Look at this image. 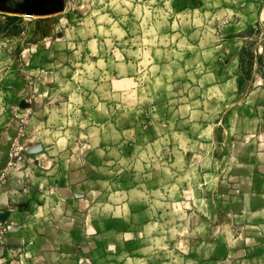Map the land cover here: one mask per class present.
<instances>
[{
    "label": "crops",
    "instance_id": "crops-1",
    "mask_svg": "<svg viewBox=\"0 0 264 264\" xmlns=\"http://www.w3.org/2000/svg\"><path fill=\"white\" fill-rule=\"evenodd\" d=\"M123 5L93 0L86 15L79 7L83 17L62 27L50 42L27 39L32 24L0 14V27L9 18L6 30L19 22L25 25L23 39L8 47L20 55H9L0 75L14 65L24 66L29 103L18 114L21 131L12 140L23 145L21 158L9 165L10 150H0L1 217L10 228L0 264H264V101L258 104L256 95L243 107L237 102L216 105H222L217 121L221 133L200 139L201 150L195 154L199 179L191 177L192 163L186 161L189 179L181 185L179 199L176 164L170 167L177 156L176 138L169 134L154 136L147 145L168 137L167 183H144L131 166L124 169V186L102 181L103 164L136 159L145 149L140 133L145 122L148 128L155 125L153 112L164 91L153 86L152 103L145 106L143 52L130 48L136 45L133 38H124ZM198 10L204 6L177 12ZM111 31L123 34L110 39ZM112 40L120 48L111 49ZM137 40V47L145 45L143 36ZM124 41L129 45L125 54ZM80 78L96 84L80 90L92 100L84 132L59 114L78 110L71 101L76 92L62 93L70 96L64 101L49 99L61 91L57 80ZM165 78L156 73V80ZM106 81L108 87L99 85ZM117 95L124 96L120 103L113 102ZM165 218L168 230L161 231Z\"/></svg>",
    "mask_w": 264,
    "mask_h": 264
},
{
    "label": "rangeland",
    "instance_id": "rangeland-1",
    "mask_svg": "<svg viewBox=\"0 0 264 264\" xmlns=\"http://www.w3.org/2000/svg\"><path fill=\"white\" fill-rule=\"evenodd\" d=\"M48 1L57 4L60 8L59 13L55 11L28 18L24 16L23 9L31 4L37 5V0H0V14L9 18L21 17L25 22L32 24L33 28L29 34L31 37L27 39L46 38L50 42L52 36L56 37L60 34L62 27H68L76 23L80 16L83 17L82 12L78 11L79 7L86 15L93 0ZM133 2L134 0H112L114 7L124 4L126 25L124 38H133V44L136 45L130 48L134 50L139 48L143 52L144 63L141 66L144 71L140 81L145 90V106L152 103L150 94H153V86L154 88L161 86L164 91L159 99L161 103L158 105L159 109L153 112L155 125L148 128L145 122L144 132L140 133V136H143L142 145L145 149L140 151L136 159H114V163L103 164L102 181L124 186V180H127L124 179L127 176L124 175V169L126 166H131L133 170L141 172L139 179L144 183H167L171 179L168 171L169 160L164 152L168 137L166 141L160 139L155 145H147L150 138L169 134L171 139L176 138L177 156L171 159L170 167L176 164L179 199L181 185L189 179H186L188 176L184 174L186 161L187 165L192 163L191 177L194 180L199 179V158L195 157V154H199L201 150L200 139L203 136L218 137L221 133L217 121L220 119L218 115H222L220 112L222 105L219 108L216 105L237 102L236 106L243 107L255 95L260 100L258 104L264 101V0H136ZM184 6H204V10L178 14L177 11ZM9 18L3 19L4 22L0 27V55L7 56L2 58L0 69L7 65L9 55H20V52L13 49L11 52L8 51V47L20 42L25 36L21 34L25 27L24 23L21 26L19 22V25L6 30ZM146 25L148 26L144 32L138 31L140 26ZM127 27L129 30L125 31ZM168 30H173L172 34H168ZM111 32L108 37L110 39L112 35L116 37L118 33L123 34ZM142 36L146 38L144 43L146 46L137 47L139 42L137 38ZM111 42H114L111 49L115 50L118 45L114 40ZM125 42L124 54L129 49V45ZM24 70V66L14 65L11 70L7 68L1 72L3 75H0V150L9 151L12 147L14 135L21 131V125L17 126L16 122L18 119L22 121L23 118L18 114L29 105L25 93L27 80L24 79ZM156 73H164L167 78L156 80ZM56 82L58 83L56 87L61 91H56L49 99H52L53 103L64 101L70 96H63L62 93L72 95L76 92L72 95L71 101L77 103L78 110L60 111L59 114L62 117L67 116V121L76 125L79 131H86L90 114L88 102L92 100L80 90L96 84L86 78L72 82L68 80ZM99 85L108 87L109 84L106 81V84L102 82ZM209 89L212 91L208 92ZM222 89L229 94L220 95ZM112 98H114L113 102L120 103L124 96L117 95ZM95 113L102 116L111 114L106 111ZM143 114L145 120H151L148 112ZM120 115L124 117V113ZM202 123L206 125L202 126ZM186 148H190L187 157L184 156ZM163 199L162 194L161 201ZM164 209L163 207L162 210ZM168 211L167 208V215ZM167 219L162 220L161 231L168 230L163 223ZM160 245L165 244L160 243Z\"/></svg>",
    "mask_w": 264,
    "mask_h": 264
},
{
    "label": "built area",
    "instance_id": "built-area-1",
    "mask_svg": "<svg viewBox=\"0 0 264 264\" xmlns=\"http://www.w3.org/2000/svg\"><path fill=\"white\" fill-rule=\"evenodd\" d=\"M24 16L28 17L27 15H24ZM30 18H33V17H30ZM23 150H24L23 145L18 140H15V142L13 143V145L9 151V157H10L9 165H11L14 161H16V159L21 158V152ZM1 214H2V208L0 207V250L2 249L3 245L5 244V241H4L5 235L10 230V228L7 224V221L1 217Z\"/></svg>",
    "mask_w": 264,
    "mask_h": 264
},
{
    "label": "water",
    "instance_id": "water-1",
    "mask_svg": "<svg viewBox=\"0 0 264 264\" xmlns=\"http://www.w3.org/2000/svg\"><path fill=\"white\" fill-rule=\"evenodd\" d=\"M60 8L57 6V4L53 3L52 1L48 0H37V5H29L24 7L23 14L27 15L28 17H33L34 15H44L53 13L55 11H58ZM23 106H26V104Z\"/></svg>",
    "mask_w": 264,
    "mask_h": 264
},
{
    "label": "bare ground",
    "instance_id": "bare-ground-1",
    "mask_svg": "<svg viewBox=\"0 0 264 264\" xmlns=\"http://www.w3.org/2000/svg\"><path fill=\"white\" fill-rule=\"evenodd\" d=\"M30 18V17H29ZM33 18H34V16H33Z\"/></svg>",
    "mask_w": 264,
    "mask_h": 264
}]
</instances>
